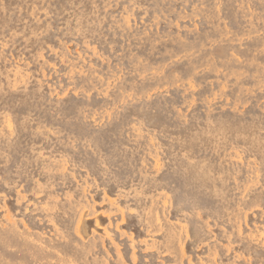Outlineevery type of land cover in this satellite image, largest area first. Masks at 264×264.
Listing matches in <instances>:
<instances>
[{
	"label": "rangeland",
	"instance_id": "obj_1",
	"mask_svg": "<svg viewBox=\"0 0 264 264\" xmlns=\"http://www.w3.org/2000/svg\"><path fill=\"white\" fill-rule=\"evenodd\" d=\"M263 31L264 0H0V264H264Z\"/></svg>",
	"mask_w": 264,
	"mask_h": 264
},
{
	"label": "bare ground",
	"instance_id": "obj_2",
	"mask_svg": "<svg viewBox=\"0 0 264 264\" xmlns=\"http://www.w3.org/2000/svg\"><path fill=\"white\" fill-rule=\"evenodd\" d=\"M236 8V7H235ZM262 29H263V27H262ZM260 31V30H259ZM263 33H264V31H263ZM262 33V34H263ZM248 37V36H247ZM238 41V40H237ZM261 41V40H260ZM167 43V42H166ZM247 45V44H246ZM198 50V49H197ZM215 57V56H214ZM225 61H226V59H225ZM254 63V62H253ZM212 66H213V62H212ZM259 68V67H258ZM213 69V68H212ZM262 69H263V67H262ZM169 70V69H168ZM260 70V69H259ZM263 71H264V69H263ZM81 124V123H80ZM212 169V168H211ZM206 182V181H205ZM209 190V189H208ZM12 233V232H11ZM12 235V234H11ZM9 240V239H8ZM26 241V240H25ZM6 244H8V243H6ZM18 245V244H17ZM13 247V246H12ZM34 247V246H33ZM13 250V249H12ZM30 251V250H29ZM41 252V251H40ZM26 253V252H25ZM12 255V254H11ZM26 256V255H25ZM31 256V255H30ZM27 260V259H26ZM54 264V263H53Z\"/></svg>",
	"mask_w": 264,
	"mask_h": 264
}]
</instances>
